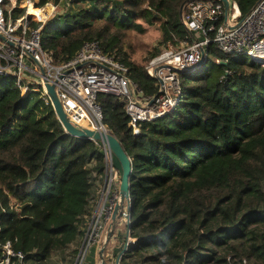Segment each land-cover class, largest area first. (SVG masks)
I'll return each instance as SVG.
<instances>
[{"label": "trees", "instance_id": "1", "mask_svg": "<svg viewBox=\"0 0 264 264\" xmlns=\"http://www.w3.org/2000/svg\"><path fill=\"white\" fill-rule=\"evenodd\" d=\"M186 1L39 0L37 8L62 5L42 33L43 51L58 65L97 42L153 97L151 58L193 42L180 15ZM230 1L241 20L260 0ZM24 13L17 8L13 19ZM56 19L62 23L48 26ZM40 25L31 20L30 31ZM154 26L157 47L134 59L129 34ZM207 53L196 72L181 76L176 111L141 123L138 134L125 104L98 97L104 125L133 163L129 237L136 242L116 252L121 264H264V62L214 44ZM33 94L15 84L0 92V264L8 244L28 264H56V253L81 244L94 181L106 172L102 145L69 135L52 105L30 106Z\"/></svg>", "mask_w": 264, "mask_h": 264}, {"label": "built area", "instance_id": "2", "mask_svg": "<svg viewBox=\"0 0 264 264\" xmlns=\"http://www.w3.org/2000/svg\"><path fill=\"white\" fill-rule=\"evenodd\" d=\"M21 0H0V77L13 79L24 95L40 94L46 105H52L45 88L47 80L55 86L58 98L70 122L79 129L108 131L103 123L104 116L98 97L106 95L120 100L130 118L129 126L139 133L141 123L154 122L176 111L183 96L181 76L196 72L208 60L207 47H215L228 56L247 57L264 62V0L243 19L231 2L227 17L223 2L218 0H195L185 6L182 23L193 35L191 44L183 43L175 48L169 45L160 55L152 58L146 66L148 75L158 83V93L145 96L137 84L128 76V69L114 57L107 54L97 42L85 43L75 57L67 62L55 64L52 55L42 48V33L50 15L38 10L28 0L25 13L13 19V11L19 8ZM11 2L9 10L6 4ZM41 15L29 13V7ZM232 8L235 15L232 14ZM31 20L41 25L30 31ZM217 64L220 62L217 61ZM106 161L104 181L100 183L95 208L84 229V236L74 264H85L91 251L96 248V264H121L119 257L109 259V246L116 232V218L126 234L124 252L136 242L129 237L131 224V195L122 200L120 172L110 161V151L102 146ZM99 177L96 176L97 180ZM95 182V181H94ZM94 199L92 200L93 203ZM13 258L18 264H28L26 255L6 246V264Z\"/></svg>", "mask_w": 264, "mask_h": 264}, {"label": "water", "instance_id": "3", "mask_svg": "<svg viewBox=\"0 0 264 264\" xmlns=\"http://www.w3.org/2000/svg\"><path fill=\"white\" fill-rule=\"evenodd\" d=\"M192 1H195V0H187L183 4L181 11H180L181 19H182L185 6ZM218 1L223 2L225 6L226 16L228 17L230 14V10H231L230 0H218ZM189 34L193 37L191 32H189ZM0 40L6 42L3 36H0ZM44 85L51 99L52 107L55 111L57 119L62 125L65 132H67L69 135L75 138H78L80 140L99 142L102 146L108 147L110 151V161L112 165L120 172V175H121L120 192H121L122 200L124 201L125 199H127L129 195H132V187L130 186V177L132 174L133 163H132V159L125 152L121 143L114 136H112L108 131L101 132V131H94L90 129H79L75 127L70 122L69 118L64 112L63 106L56 93L55 86L51 85L47 80L44 81ZM119 208L115 210L114 220L116 219V214Z\"/></svg>", "mask_w": 264, "mask_h": 264}, {"label": "rangeland", "instance_id": "4", "mask_svg": "<svg viewBox=\"0 0 264 264\" xmlns=\"http://www.w3.org/2000/svg\"><path fill=\"white\" fill-rule=\"evenodd\" d=\"M33 4L35 7H37V3L39 2V0H32ZM12 5L11 2H8L6 4L7 9L9 10V7ZM28 5V0H21L20 4H19V9H25L27 8ZM44 10L45 12H48V14H52V13H56V11H62V5L60 7L55 6L54 3H49L44 7L39 8L38 10ZM232 14L235 15V10L232 8ZM36 15V14H33ZM52 15L49 16V18ZM62 23V19H56V20H52V22H50L48 24V26H53L55 27L56 25ZM131 37L129 39V45H130V52L131 55L134 57V59H140V60H145L147 58H150V53L153 52V49L155 47H157L158 41L160 39V32L158 31V28L156 26L154 27H149L147 32L144 35H137L134 32H131L129 34ZM166 48L163 47L162 52L165 50ZM152 59V58H151ZM2 78V79H1ZM0 78V92L4 91L5 88L7 86L13 85L15 84L13 79H8V78ZM33 97L31 98L30 101V106L37 100L40 99L41 96L40 94H33ZM132 197V195H131ZM90 219V218H89ZM120 225V224H119ZM121 227L123 228V226L121 225ZM115 237H117L118 239H115ZM124 233H119V232H115L114 233V237L111 240L112 244L116 245V240L117 242H120V244L123 243L124 241ZM82 243V242H81ZM120 244H118L117 246L119 247ZM81 244H74L70 249L66 250L65 252H58L54 255L53 257V262L56 264H73V259L74 256L72 255L75 251L78 250V248H80ZM96 248H94L90 255L89 258L86 260L87 264H92L94 262L95 255H96ZM113 258H116V252L113 251Z\"/></svg>", "mask_w": 264, "mask_h": 264}, {"label": "crops", "instance_id": "5", "mask_svg": "<svg viewBox=\"0 0 264 264\" xmlns=\"http://www.w3.org/2000/svg\"><path fill=\"white\" fill-rule=\"evenodd\" d=\"M104 181V177H101V178H99V179H97V180H95V182H94V194H93V199H94V201H93V203H91V205H90V210H91V215H92V213H93V210H94V208H95V200H96V197H97V192H98V188H99V186H100V183H102ZM92 199V200H93ZM114 224H115V227H116V233L117 232H119L120 234L121 233H123V228L121 227V224H120V222L118 221V218H116L115 220H114ZM120 224V225H119ZM124 241H123V243L122 244H120V242H117V240H116V245L115 244H112V242H111V244H110V246H109V251H108V253H109V259H112V257H113V254H112V252L113 251H115V252H118V251H120L123 247H124V245H125V242H126V234H124ZM115 239H118L117 237H115ZM82 240H83V238H82ZM118 244H120V246L118 247L117 245Z\"/></svg>", "mask_w": 264, "mask_h": 264}, {"label": "bare ground", "instance_id": "6", "mask_svg": "<svg viewBox=\"0 0 264 264\" xmlns=\"http://www.w3.org/2000/svg\"><path fill=\"white\" fill-rule=\"evenodd\" d=\"M29 13L30 14H38V15H41L42 13L40 12V11H37V10H35L34 8H33V6H30L29 7ZM264 58V57H263Z\"/></svg>", "mask_w": 264, "mask_h": 264}]
</instances>
